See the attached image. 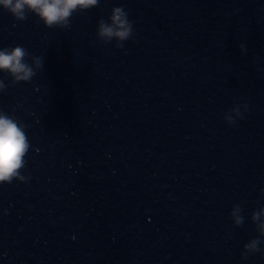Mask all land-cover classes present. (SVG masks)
I'll use <instances>...</instances> for the list:
<instances>
[{"label":"water","instance_id":"obj_1","mask_svg":"<svg viewBox=\"0 0 264 264\" xmlns=\"http://www.w3.org/2000/svg\"><path fill=\"white\" fill-rule=\"evenodd\" d=\"M115 7L123 48L97 38ZM70 23L0 8V49L44 60L30 83L0 73L30 143L27 182L0 185V264H264L242 258L264 239V0H100Z\"/></svg>","mask_w":264,"mask_h":264},{"label":"clouds","instance_id":"obj_2","mask_svg":"<svg viewBox=\"0 0 264 264\" xmlns=\"http://www.w3.org/2000/svg\"><path fill=\"white\" fill-rule=\"evenodd\" d=\"M100 0H0V8L8 12L15 21L25 22L29 14L38 17L49 29H68L71 27V18L75 13H84L99 5ZM134 25L129 20L128 13L123 7L112 9L110 17L100 19L97 27V38L107 45L116 41L117 48H123L126 41L133 38ZM242 53L246 54L245 45L241 44ZM31 63H28V59ZM44 67L42 57L31 56L22 46L0 49V73H5L11 78V86L20 83H30L37 72ZM4 79H0V93L7 91ZM245 111L248 106L243 105ZM233 113L235 115H233ZM241 106H234L224 119L229 125H234L236 119H243ZM30 149L26 134V126L14 115H9L0 110V185L10 184L14 180L21 183L27 182L29 177L21 174L25 168V157ZM243 209L239 204L233 206L230 219L235 227L245 223ZM264 208L254 212L251 216L256 226L259 237H264ZM264 239L253 238L244 245L242 258L264 252L260 245Z\"/></svg>","mask_w":264,"mask_h":264}]
</instances>
